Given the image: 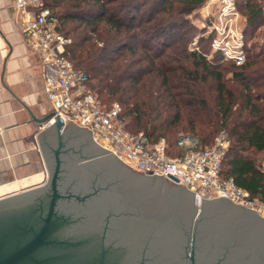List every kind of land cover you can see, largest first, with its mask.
<instances>
[{"label": "trees", "instance_id": "16d2710c", "mask_svg": "<svg viewBox=\"0 0 264 264\" xmlns=\"http://www.w3.org/2000/svg\"><path fill=\"white\" fill-rule=\"evenodd\" d=\"M71 39L65 55L87 76V87L106 108L121 107L124 127L174 148L181 134L212 143L229 141L221 176L264 205V37L250 43L242 65L189 45L201 32L189 16L206 0H42ZM264 0H239L246 42L264 22ZM193 15V16H194ZM206 48V49H205ZM229 73V77L226 74ZM203 85L211 97H205Z\"/></svg>", "mask_w": 264, "mask_h": 264}, {"label": "water", "instance_id": "95a60500", "mask_svg": "<svg viewBox=\"0 0 264 264\" xmlns=\"http://www.w3.org/2000/svg\"><path fill=\"white\" fill-rule=\"evenodd\" d=\"M57 116L36 135L46 183L0 196V264H264V217L222 196L197 209L184 184L129 168Z\"/></svg>", "mask_w": 264, "mask_h": 264}, {"label": "built area", "instance_id": "2783aa9c", "mask_svg": "<svg viewBox=\"0 0 264 264\" xmlns=\"http://www.w3.org/2000/svg\"><path fill=\"white\" fill-rule=\"evenodd\" d=\"M239 0H210L202 12L207 23L199 37L209 39L211 52L222 60L242 65L247 58L248 42L244 36L245 17L238 8ZM20 31L28 47L38 56L42 66L44 94L51 106L48 119L39 130L49 127L58 118L62 128L71 124L91 132L92 140L113 153L122 163L145 175H164L175 184H184L194 192V205L200 208L201 198L224 197L257 214L264 206L237 187L231 178L221 176L222 160L229 141L221 131L209 145H202L195 135L181 134L174 148L164 137L151 140L142 132L125 129L121 107L113 103L106 108L87 87V76L74 68L65 50L71 43L60 30L58 17L42 0H14ZM211 6L213 10H208ZM204 24V23H203ZM189 50H197V37ZM198 37V38H199ZM264 170V157L260 159Z\"/></svg>", "mask_w": 264, "mask_h": 264}, {"label": "crops", "instance_id": "0c3cea01", "mask_svg": "<svg viewBox=\"0 0 264 264\" xmlns=\"http://www.w3.org/2000/svg\"><path fill=\"white\" fill-rule=\"evenodd\" d=\"M50 112L42 66L21 34L14 0H0V196L45 179L48 172L36 135Z\"/></svg>", "mask_w": 264, "mask_h": 264}, {"label": "rangeland", "instance_id": "374dc122", "mask_svg": "<svg viewBox=\"0 0 264 264\" xmlns=\"http://www.w3.org/2000/svg\"><path fill=\"white\" fill-rule=\"evenodd\" d=\"M210 2V0H206V2L196 11L195 15L192 14L189 16V19L191 21V23L198 27V29H202L203 25H205L207 23V18H204V16L202 15V12L205 10V5H207L208 3ZM264 4V3H263ZM211 6L208 8V10H210ZM211 10H213V7L211 8ZM194 15V16H193ZM204 23V24H203ZM196 37V36H195ZM194 37V39H195ZM199 37V36H198ZM198 37L196 39V42H198ZM264 37V22L260 25V27L256 30V36L252 39H250L248 41V47L253 43H261L262 42V39ZM193 39V40H194ZM251 43V44H250ZM197 52H200L202 51V49L200 48V46L197 44ZM206 49V48H205ZM207 49H209V52L206 51L204 52V54L206 53V56L207 57H210L211 56V49L207 47ZM226 61H222V65H226ZM226 77H229V73L226 74ZM203 89L205 90V97H207L206 99H208V97H211L212 93H210L208 90H209V87L207 85H203ZM264 157V153H262L261 155H259L258 157V161L260 162V159H262ZM41 168V165H38V168L37 169H40ZM44 168L46 169V171L48 172L47 170V167H46V164H44ZM48 174V173H47ZM48 179V176L46 175L45 179L43 180V182L41 184H39L38 186H41L43 184L46 183ZM37 187V186H36ZM32 188V187H31ZM4 196V195H3ZM260 216L264 217V206L260 209V213H259Z\"/></svg>", "mask_w": 264, "mask_h": 264}, {"label": "flooded vegetation", "instance_id": "af4514ba", "mask_svg": "<svg viewBox=\"0 0 264 264\" xmlns=\"http://www.w3.org/2000/svg\"><path fill=\"white\" fill-rule=\"evenodd\" d=\"M140 174V173H139ZM140 176H143L142 178L144 180H147L148 184L154 186L155 188L159 189V190H167L168 191H173L171 188H168V182L160 179V178H150V177H146L142 174H140ZM69 183V178H68V175H67V172H64V174L62 175V179L60 180L59 182V188L63 189L66 185H68ZM177 188H180V187H177ZM179 192L181 193V195L183 194L184 192V189L180 188L179 189ZM24 213V210L23 209H20V210H17V212H15V214H18L20 216H22ZM19 221V220H18ZM20 225L23 226V227H26V219L24 218H21L20 219ZM120 225V224H119Z\"/></svg>", "mask_w": 264, "mask_h": 264}]
</instances>
